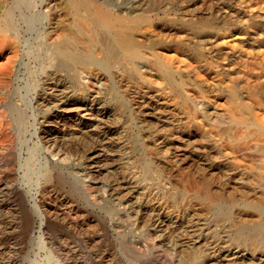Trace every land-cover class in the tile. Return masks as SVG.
I'll return each instance as SVG.
<instances>
[{
	"label": "rangeland",
	"instance_id": "1",
	"mask_svg": "<svg viewBox=\"0 0 264 264\" xmlns=\"http://www.w3.org/2000/svg\"><path fill=\"white\" fill-rule=\"evenodd\" d=\"M14 1L0 0V21L3 19L5 12L14 5ZM65 1L66 0H29L30 3L31 2L33 3V4L31 3L29 6L28 9L29 12L27 10L26 13H22L19 16L15 15L16 18L15 23L17 24L21 32L20 37L17 38L18 42L15 40L14 37L11 39L12 36L10 37L9 34H7L6 38L3 36L4 41L1 39L2 36L0 37L1 39L0 41H2L1 43L4 42L3 45H1L0 43L1 45L0 63H2L3 61L5 62L7 59L9 60L8 56L10 54L11 56H14V59L10 58L9 61L5 62L6 64L5 63L1 64V65L5 64L3 67H0L1 68L0 83H2L3 81V83L0 84L1 86L0 94L4 93L0 95V105L3 104L4 102L7 103L9 101H12L20 105L21 109L24 108L26 109L27 107V112H28L27 115L29 114V117H27V120L29 119L27 121V129L23 131V133L26 132L25 134L27 135L23 133L21 136L19 135L20 137L18 138L19 140H17L16 144L13 145L16 146L17 149L16 152L18 153L16 159V163L18 162V164L14 166L15 169L17 168L16 170L19 169L18 171H16L18 176L13 177L10 175L11 173L10 171H5L6 169L10 168L8 167V165H10L9 162H7L8 160L0 162V172L2 173V174L0 173V207H1L0 208V264H64L61 260H65V258L67 259L69 264H180V261L182 264V260H180L182 259L181 258L182 256L181 253H179L178 251L182 248V246L183 247L186 246V248H188V245L189 248H192L191 250L197 247V249L200 248L203 251H205L202 253V251L198 249L197 256L194 258L193 264H201V262L203 261L204 262L202 264H211V263L212 264H264V249H263L264 244L261 246L262 248L255 246L253 248H248V250L250 249L248 251L247 247L235 243L234 242L235 234L233 233L234 229L229 226L230 222L222 217H220L221 219L219 218L218 220V218H216L211 214L210 210H208L205 204L207 203V200L205 198L206 196L204 195V191H203L204 188L203 186H205L206 179L208 178H211L212 180L211 181L212 187H215L216 183L219 185H223L224 182L225 194L228 193L227 195H229V193H232L235 190V187L242 188L243 185L244 188H247L248 182L245 181V179L247 180L246 177L250 176L251 174L253 176H256L257 180L259 181L261 180V176H263V172H261V170L257 168L259 161L263 158L261 152H259L257 148L264 145V131H263L264 130V99H262L264 98V84H263L264 83V58H263L264 57L263 54L264 53V0H238V2L237 0L235 1L231 0L230 2L229 0H196L194 1V4L192 3L189 4L187 0H177L173 2V4L172 1L171 3L166 1L169 5L165 3L161 11L157 10L158 7L156 6L157 8L154 7L153 10L148 12L149 14H151V20H150L151 22H149L148 25L149 26L152 25V27L151 26L149 27L147 24H146L147 28L145 27V25H142L141 26L142 28L140 27L141 31L139 30V35H138L139 39H142L144 41L149 39L147 37L150 38L155 37L162 42V44L164 45L163 48L161 47L157 49L159 54L162 53L161 54L162 58L163 56L165 59H169L170 57L172 58V53L173 55L176 54L177 58L176 56H173L175 57V59L180 60L183 57L182 63L183 65H185V67L182 64L179 66L182 69L181 70L182 73L185 74L186 78L190 80V84L193 85L194 88H198V87L202 88V89H198L199 92H201L202 94L200 93L201 95H198L199 93L198 94L197 92L194 93V91L189 89V87L182 89L181 93L186 97L189 96V98H191L190 100H194L193 98H195L197 100L196 102H198L197 105L199 107L200 106L202 107V112H204L205 115L206 112L209 113L207 114L208 117L204 115L206 118H203V115L194 116V113H193V117L190 118L192 116L191 114L192 111L194 112L193 107L191 106L189 111L191 116L188 113L189 118L191 119L189 121L190 127L188 128L186 126H183L182 123H180L181 121H186L184 117L185 115L183 114L186 113V108L182 100L176 98L174 99L175 100L174 101L173 96L168 93L167 91L168 89L165 87L164 84H161L162 85L161 87L158 86L159 87L158 92L153 91L152 93L154 94L153 101L155 100L154 106L159 108L160 111H162V113H160L158 109V111H156L154 114H150L151 117L159 118L161 114H165L164 117H162V119L163 118L166 119L168 124H163L166 121L164 119L161 120L160 117L159 118L160 120L157 119L160 122L159 124L161 125L159 127V130L160 129L161 131L166 130L167 129L166 125H167L168 129L166 130V132L169 133L170 130L172 131L171 133L167 134L169 138L168 137L166 138L168 139H166L165 136H161L162 138L160 137L156 139L155 145L156 147L159 148V150L163 149L162 150L163 152H161V154L163 155L160 154V156H157L155 159L156 161L158 160L157 161L158 163L165 164L164 165L165 167L167 166L166 168L170 173L169 174L167 173L168 175L165 174L166 180L171 181L173 183L172 186H170L169 184L166 186L162 185L160 190L163 191L164 194L166 195L175 194V193H180L182 195L179 198V200L173 204L172 206L173 208L171 207L170 211L169 210L167 211L165 209V205H166L165 202H164L165 205L162 204L163 199L161 200V204L159 202L155 203L154 201L150 200L153 198L152 194H154L157 191L155 189L154 190L151 189L153 184L152 181H147L150 185H148L147 182H142L141 184H135V179L133 178V174L131 173L124 178H122L123 176H121L119 178L120 181L118 180V182H116L117 184L115 182H111L113 176L118 177L119 175H121V173L119 172L124 170L125 165L129 161L126 159L121 160L120 158L121 130L120 128L116 130L117 126H119V121H117V117L115 116L116 115L115 111L112 108V103H111L112 96L110 95L109 92L106 91L107 88L103 80L101 79L97 80V78H94L92 75L89 77L90 74L85 73L86 75H88L89 79L87 78L86 75L85 76L84 74H82L83 76L81 75L82 78H80L78 83L80 87H82L80 92H77V94L75 92L62 93L60 83L55 84L54 80L51 79L49 80V78L47 79V77H45L46 76L45 72H47L48 71L47 69H49V66H47L48 65L47 61L45 60V55L43 54V56H40L39 58L36 55H33L34 52H38L37 44H41V42L45 41L47 45L52 46L50 41H52L53 38L58 33L56 32L55 34V31L59 30L60 32V29H58V26L55 22L56 21L58 22L59 20H61L59 18L63 17L62 15L64 11V6L67 3V1L66 2ZM136 1L114 0V2L110 4L111 6L109 5V7L113 9L117 8L121 10L122 9L127 10L128 8L129 10L131 4ZM226 1L228 4L226 3ZM205 2L207 3V5H205L206 4ZM219 2L222 3L224 6L221 5ZM53 4L58 8L56 9V7ZM230 4L232 6H230ZM6 5L9 6L6 7ZM58 5H60V7ZM61 5L63 7H61ZM165 5H167L168 7ZM195 5L196 8L194 7ZM48 6L50 7L48 8ZM218 7L221 9V12L222 10H225V12L224 13L222 12L221 14L220 9ZM225 7H227V9ZM215 9H219V11L217 10L216 12ZM216 13H218L219 15L217 14V16H214L216 15ZM226 13L228 14L230 13V15ZM58 15L59 18H57ZM208 15L212 16V18L215 19L216 23L219 22V25H217L216 30H214V32L212 30H207L209 34L206 36L207 39L205 40L206 42L203 45L205 47L203 48L204 61L201 60L194 62L191 59L189 60V58L185 54H183L184 52L182 50L176 49L175 45L172 44V41L175 42L176 41L175 39L178 37V35L180 36L181 34H183L181 31L182 30L181 26L183 22L184 23H186L187 21L190 22L191 21L190 18L192 17H193L192 21L198 20L199 18L210 19L211 17L210 16L208 17ZM222 15L225 16L222 17ZM25 16L27 17V21H25L26 20ZM236 16L237 17L239 16V19H236L237 18ZM218 18H220V20ZM233 18L236 19L237 23L235 20H233ZM25 22H27L28 25ZM222 22H224L225 25ZM232 24L233 27L235 26L234 28L232 27ZM144 27L146 30L149 28L147 32L144 29ZM47 29L49 33L47 32ZM143 29L145 30V32L142 31ZM147 34L149 35L147 36ZM159 35L161 37H157ZM49 36L51 39L49 38ZM7 38L12 41L15 40L16 42L15 41L10 42L9 40L7 41L6 40ZM195 40L196 39H193V41ZM7 42L11 43V44L9 43V46H12V44L13 46L16 47L18 46L19 49V50L17 49L18 52L15 49L16 47L12 46L13 49H11L12 47H8ZM176 50L180 51L182 55H179L180 52ZM164 54L166 55V57ZM37 60L39 62H37ZM11 61L13 63H11ZM176 61L174 63L175 67L176 65L181 63V61L180 62L179 61L176 62ZM187 62H189L190 66L195 65L194 69L192 66V68L188 67L187 70L186 66L187 65L189 66ZM13 67L15 69H13ZM175 67L173 69H175ZM8 68L10 70V73L9 70H7ZM3 69L4 71L6 72L8 71V72L6 73L2 71ZM15 72L18 75H16ZM245 76L246 77L249 76V79L246 78ZM5 78H7V82ZM1 79L3 80L1 81ZM252 82L255 83L253 84L254 86L256 85L255 87L252 85ZM17 83H19V85ZM244 83L246 85L251 84L250 86H252V88L251 87L250 88L251 89L255 88L253 89L254 93L252 91L248 92L245 89L242 90L241 85L244 86L245 85ZM4 84H8V85H6L5 87ZM216 84L217 86L214 87V85ZM229 84H231V88L229 87L230 86ZM260 84H262L263 86ZM2 85L5 87V89L7 87L8 88L5 90ZM52 85H54L55 88L54 87H52L53 89L50 88V86ZM218 85L220 86V88ZM36 86L38 87L36 88ZM232 86L236 87L238 91V95H241L240 101L242 100L241 102L244 105L246 104L248 106V108L250 109V114H245V116L244 114L242 115V113L239 110H237V108L235 107V104H233V101H230L229 99H225L226 97L225 94L231 92V90L235 88V87L233 88ZM204 87L205 88L207 87L206 90H204L205 89ZM2 88L5 90V92L3 91ZM58 88L59 90H57ZM123 90H125L124 87L120 91L121 94L124 93ZM82 92H84L83 95ZM59 93L61 95L62 94L64 95H62L61 97ZM40 95L42 96L43 99L41 98ZM2 96H4V98L6 97V99H4ZM77 96H80L81 98ZM132 96L134 95L133 94H128L126 96L124 95L125 102L128 105V110L126 111L128 112L126 111L124 113L122 112L123 114L121 117L122 120H124L127 119L128 117L134 116L133 118L135 120V125L137 126L141 122L142 116L147 115L148 112L152 111V107L151 104L149 105L150 103L149 100L140 99L137 98L136 96H134L133 98ZM16 97L20 101L19 100L16 101L17 100ZM57 98L58 100H56ZM75 100L78 101V103ZM19 102L22 104H20ZM231 102L232 105L230 104ZM47 104H49V106H47ZM138 105H140V107L142 106V109ZM158 106H160L161 108ZM72 107L73 108L75 107L76 109L75 108L73 109ZM167 107L168 109L171 108L170 110L173 111L176 109L174 111V112L177 111L176 113L180 112V114L179 113L177 114L179 117H177L176 120L174 119L173 121V118H166L167 114L169 115L168 117H172L170 116L169 113H167L166 111ZM183 107H184V111L182 112ZM231 107L236 112L239 111L240 113L239 112L238 113L241 115L239 116V114H237V116L235 117L236 113L235 112L233 113L234 110ZM179 108L181 111L179 110ZM1 109L3 110L2 107H0V111ZM121 110L123 111L122 108ZM33 111L35 113H33ZM220 115L224 116L225 119L223 118V116L221 117L224 120V122L227 121L229 122L223 124H218V123H222L223 121L218 123L217 121L215 122L214 120L220 117ZM1 116L0 118L3 120ZM30 116L32 117L30 118ZM246 116L248 119L246 118ZM214 117L215 119H213ZM6 118L8 121L5 120ZM6 118H4V120L1 122L3 123L2 126L0 123V128L1 127L3 128V129L1 128L2 131L1 129L0 131L1 132L4 131L3 132L4 135L3 133L2 135L0 134V141L6 140V143L5 141H3L5 145L0 144L1 145L0 152H4V150L7 151L8 149L7 147L9 145L8 141L10 140L9 138H11L12 135L10 130H8V128L5 126L6 125L5 122H9L10 118L8 116ZM46 118L48 121L46 120ZM174 118H176V116ZM181 118H183V120ZM243 118L244 121L246 120L247 122L249 121L250 122L249 123H247L246 121L244 122ZM169 119L171 122L168 121ZM232 119L233 120L237 119V121L235 122ZM209 120L213 121L214 123ZM176 121H178L180 124ZM239 121H243L244 124L240 123ZM170 123L173 124V126ZM29 124L31 125L29 126ZM229 124L231 126L232 125L234 126L231 127ZM259 124H261L262 126L261 125L258 126ZM169 125L171 126V128H169ZM245 125H247L248 127ZM229 127H231L232 129ZM4 129H7V131ZM78 129L81 130L79 131ZM89 129L90 132L88 133ZM91 129H93L94 131L93 130L91 131ZM245 129L246 131H244ZM255 129L256 132L254 131ZM259 129H262V132ZM133 131L135 133L138 132L136 128H134ZM247 131L249 133H247ZM8 132H10L9 133L10 135L8 134ZM245 132L247 133V135L248 134L250 135L246 137H241V135L242 136L246 135ZM230 133H233L234 135H236L235 133H237L238 136H234L233 134H231L233 136L228 137L230 136ZM87 134L89 135V138ZM143 134H144V130L141 131V135ZM37 135L39 138L37 137ZM74 135H81L83 138H85L84 139V144L86 145L85 147L87 148L90 147V148L88 149L86 148L87 151H85L84 149L85 147H84L82 149L80 148L78 151H76V153L74 152L73 154H66V155L63 154L62 151H66V149H63V146L61 145H60L61 147L58 146L60 143L59 142L60 139L58 138H61V136H63V138L65 137L66 139V137L70 138L71 136ZM3 136L6 139L2 138L3 139L2 140L1 137ZM22 136H24L23 139ZM256 136L260 138V141ZM234 137L237 138L234 139ZM25 140L26 142H24ZM40 140L42 141V143ZM42 145H44L45 147ZM47 147L49 148L47 149ZM164 149L166 151H164ZM49 150H53V151H50L51 152L50 153ZM56 150H59L60 152H57ZM35 151H37V153ZM55 152L58 153L56 154V156L54 155ZM31 153L34 156L32 158V161H30L31 160L30 158L32 157ZM65 153H67V151ZM69 155L70 157L68 158ZM63 156L65 158L67 157L68 160L67 159L65 161L62 160L64 158ZM215 156L216 158L213 159L212 157ZM190 157L192 159H190ZM3 158H6V155H4ZM34 158H35V162L33 161ZM212 159L214 161V163L212 162L213 164H211L210 162ZM44 161H48V162H44ZM49 162L62 163V165L67 166V168L64 170L65 174L66 175L72 174V176L79 177L80 189H78L77 186H75V188L72 187L70 183L66 184V181H64L61 177L58 178L51 177L52 179H49V181L46 182L47 184L44 182L40 183L41 178H39V175L43 173V171H47L48 169L47 166ZM4 163H6V165ZM208 163L211 164V166ZM216 163H218L217 165L219 167L223 169L225 168V170L228 169V171L225 172V170L222 171L218 169L217 166L215 165ZM233 167L235 169H233ZM195 169L196 170L198 169L197 172H195L196 171ZM2 170L5 171V173H3ZM229 170L232 171L234 170V171L229 172ZM168 171L166 170V172ZM220 171L222 174L220 173ZM253 171L256 172L253 173ZM206 175H209V177ZM24 176H26V178ZM4 177H8V178L4 179ZM241 178H243L244 180L242 179L241 181ZM8 180L11 183L10 185L6 186V184L9 183ZM109 182L112 184H109ZM86 185L89 188H87ZM19 186L22 187L23 189L25 188L28 190L31 189L30 190L31 192L29 193L22 192ZM166 188H168L169 190H167ZM232 188L234 190H232ZM40 189L42 191H40ZM226 189L228 190V192ZM38 190L39 192H42L41 196L42 197L44 196L43 199L41 198L40 201L44 202V205H46L45 209L48 210L49 215L51 214L49 216L50 220H49V227L46 233L47 235L42 231L41 232L38 231L39 230L38 225L40 221L39 214L41 215L39 211L40 210L39 201L37 198L39 194ZM116 190L119 192H117ZM201 192L203 193L200 194ZM87 193H89L88 196ZM181 201L184 203H182ZM104 203L107 204L110 203L111 205H113V211L107 212L106 209H104L103 206ZM160 205L161 206L164 205L163 208H161ZM134 210H138L139 212L137 211L136 213V211ZM55 211L56 214H54ZM135 213L137 214V217ZM144 216L146 217V219H144L145 218ZM187 217L191 218L193 223L195 222L194 224H196L197 226L192 223L191 219H186ZM236 217L238 216L236 215ZM186 220L188 221L190 227L188 226ZM180 226L182 227V229ZM195 226L198 229L197 231ZM188 227H189V231H186ZM192 227L195 229L193 230ZM172 229L175 231L173 235L171 231ZM190 229L192 230V232ZM183 230H185V232L186 233L188 232L189 234L187 233L188 235L186 236L183 235V237L181 238L182 235H179L177 233H180ZM170 235L174 237L170 238ZM175 235L180 236L178 238L181 239L179 240L178 238H175L177 237ZM45 236L49 238V242H46ZM174 238L177 239V242L179 244L182 243L183 245L182 244L179 245L176 244L177 242L176 243L173 242ZM174 244L175 246L177 245L176 246L177 248L174 246ZM170 245L172 248L170 247ZM173 246L175 248H173ZM174 249H176L177 251L175 250L176 251L175 252ZM252 249L253 251H255V253L252 252ZM58 253H60L59 255H61L62 258L64 259L58 257L57 256Z\"/></svg>",
	"mask_w": 264,
	"mask_h": 264
},
{
	"label": "bare ground",
	"instance_id": "2",
	"mask_svg": "<svg viewBox=\"0 0 264 264\" xmlns=\"http://www.w3.org/2000/svg\"><path fill=\"white\" fill-rule=\"evenodd\" d=\"M14 1V0H13ZM67 3L65 4L64 6V11H63V17L59 18V15L57 18L61 19L59 20L58 22L56 21L55 23L57 24L58 26V29H60V32L59 30L55 31V34L56 32H58L56 34V36L53 38L51 42L52 46H49L44 42H41V44H37L38 45V48H37V51L38 52H34L33 55H36L38 58L40 56H43V54L45 55V60L47 61V66H49V69H47L48 71L45 72L47 79L49 78V80H54L55 81V84L56 83H60L61 85V91L62 93L63 92H75L77 94V92H80L81 88L80 85L78 84L79 83V80L80 78H82V74H84V76L88 73L90 74L89 77L92 75L94 78H97V80H103V82L105 83L106 85V91L110 93V95L112 96V108L113 110L115 111V116L117 117V121H119V126H117L116 130H118V128H120L121 130V145H120V149H121V153H120V158L121 160H128L129 162L125 165V168L123 171L119 172L121 173V175H117L118 177L116 176H113L112 177V181L111 182H118V180L120 181V177L123 176L122 178L126 177L128 174H133V178L135 179V184H141L142 182H147V181H152L153 184H152V188L151 186V189L152 190H157L154 194H152L153 198L150 199L151 201H154L155 203L159 202L161 204V200H162V204L165 205V209L168 211H170L171 207L173 206L174 203H176L179 198L182 196L180 193H175V194H164L163 191H161V186H166V185H170L172 186V182L171 181H167L166 180V175H168L170 172L168 171V169L164 166L165 164H161V163H158L156 161V157L157 156H160L161 152H163L162 150H159L158 147H156V139L160 138L161 136H167V134L171 133L172 131L170 130L169 133L166 132V130L168 129L167 125H166V130L164 131H161V129L159 130V127L161 126L159 123V121L157 119H159L161 117V120L162 117H164L165 114H158L160 115V117H151L150 114H154L156 111H158L159 108L155 107L154 106V103H155V100L153 101L154 99V94L153 91H157L159 90V87L158 86H162L161 84H164L165 87L168 89V93L171 94L173 96V100L174 99H179V100H182L183 103L185 104V108H186V113H183L185 116V119L186 121H181L180 123L183 124V126H186V127H190V118L193 117V113H194V116H198V115H203V118H206L205 116H207V113L206 112V115L204 112H202V107L198 106L196 102L197 100L195 98H193L194 100H190L191 98L186 97L185 95H183L181 93V90L186 88V87H189V89L193 90L194 93L197 92L198 95H201L202 93L199 92L198 89H202L201 87L199 88H194L193 85L190 84V80L188 78H186L185 74L182 73V69L181 67H179L181 64L183 65L182 63V59H175V57L173 56H176V54L173 55L172 53V59L171 57L169 59H165L164 56L163 58L161 57V54H159L158 50L159 48H163V44L161 41H159L158 38H155V37H147L149 39L147 40H142V39H139L138 38V35H139V30L141 31V26L142 25H145V27L148 25L149 22H151V14H149L148 12L153 10L154 7L157 8V10H162L163 7H164V4H168L166 1H168L169 3H171L172 1V4L173 2L177 1V0H135L136 2L132 3L131 4V7L127 8V10H121V9H113V8H110L109 5L111 3L114 2V0H66ZM65 1V2H66ZM119 1V0H118ZM194 1L196 0H187V2L192 3L194 4ZM231 0H229L230 2ZM235 1V0H234ZM60 2V1H59ZM224 2V1H223ZM238 2V0H237ZM236 2V3H237ZM32 3V2H31ZM29 2V0H15L14 1V5L9 8L5 14H4V17L3 19L0 21V37L1 39L4 41L3 39V36L6 38L7 37V34H9V36L11 37V39L14 37L15 40L17 41V38L20 37V29L19 27L17 26V24L15 23V15L16 16H19L20 14L22 13H26L27 10L29 9V6L31 4ZM64 3V2H62ZM199 3V2H198ZM206 3V2H205ZM220 3V2H219ZM218 3V4H219ZM225 3V2H224ZM227 3V1H226ZM12 4V3H11ZM33 4V3H32ZM59 4V3H58ZM163 4V5H162ZM180 4V3H179ZM213 4V3H212ZM221 5H223L222 3H220ZM228 4V3H227ZM234 4V3H233ZM36 5V4H35ZM34 5V6H35ZM54 5V4H53ZM61 5V7H63ZM115 5V4H114ZM169 5V4H168ZM197 5V4H196ZM196 5L194 6L196 8ZM199 5V4H198ZM204 5V4H203ZM207 5V3L205 4ZM204 5V6H205ZM209 5V4H208ZM226 5V4H225ZM9 6V5H6V7ZM46 6V5H45ZM55 6V5H54ZM60 7V5H58ZM111 6V5H110ZM167 6V5H165ZM200 6V5H199ZM203 6V7H204ZM211 6V5H210ZM218 6V5H216ZM224 6V5H223ZM229 6V5H228ZM230 6H232L230 4ZM36 7V6H35ZM43 7V6H42ZM41 7V8H42ZM50 6H48L49 8ZM56 7V6H55ZM54 7V9H55ZM113 7V6H112ZM168 7V6H167ZM170 7V6H169ZM214 7V5H213ZM220 7V5H219ZM218 7V8H219ZM37 8V7H36ZM46 8V7H45ZM58 7H56L57 9ZM125 8V7H124ZM193 8V7H191ZM207 8V7H206ZM204 8V9H206ZM227 9V7H225ZM232 8V7H231ZM6 9V8H5ZM60 9V8H59ZM189 9V8H188ZM209 9V8H208ZM220 9V8H219ZM219 9H215L216 12L217 10L219 11ZM223 9V8H222ZM31 10V9H30ZM44 10V8H43ZM46 10V9H45ZM156 10V9H155ZM166 10V9H165ZM164 10V12H165ZM186 10V9H185ZM214 10V12H215ZM233 10V9H231ZM231 10H230V13H231ZM29 12V10H28ZM51 12V10H50ZM49 12V13H50ZM193 12V11H192ZM220 12H221V9H220ZM222 12L224 13L225 10H222ZM221 12V14H222ZM237 12V10H236ZM58 13V12H57ZM212 13V12H210ZM219 13V12H218ZM214 15V16H217V14ZM230 13H226L228 15H230ZM233 13V12H232ZM2 14V13H1ZM161 14V13H160ZM166 14V12H165ZM176 14V13H175ZM192 14V13H191ZM215 14V13H214ZM240 14V13H239ZM56 15V14H55ZM195 15V13H194ZM205 15V14H204ZM219 15V14H218ZM232 15V14H231ZM155 16V14H154ZM206 16V15H205ZM203 16V17H205ZM210 15H208L209 17ZM213 16V17H214ZM225 16V15H224ZM222 15V17H224ZM26 17V16H25ZM52 17V15H51ZM55 17V16H54ZM185 17V16H184ZM197 17V16H196ZM207 17V16H206ZM211 18L208 19V18H199L198 20H195V21H192V18L191 21H187L186 23L183 22L182 26H181V31L183 34H181L180 36L178 35V37L176 38H173L175 39L176 41H172V44L175 45V48L178 49V50H182L188 58L189 60L191 59L192 61H201L203 60V57H204V54H203V48H205L203 45L204 43L206 42L205 40L207 39L206 36L209 34V32H207V30H212L214 32V30H216V27L217 25H219V22L216 23L215 19L212 18V16H210ZM221 17V18H222ZM234 17V16H232ZM237 17V16H236ZM235 17V18H236ZM2 18V17H1ZM20 18V17H19ZM23 18V17H22ZM29 18V16H28ZM226 18V17H225ZM229 18V16H228ZM231 18V17H230ZM33 19V18H32ZM220 20V18H218ZM236 19H239V16L236 18ZM236 19L233 18V20L236 21ZM241 19V18H240ZM22 20V19H21ZM51 20V19H50ZM57 20V19H56ZM189 20V19H188ZM223 20V19H221ZM231 20V19H230ZM27 21V17H26V20ZM54 21V20H53ZM175 21V20H174ZM180 21V20H179ZM186 21V20H184ZM20 22V21H19ZM49 22V21H48ZM51 22V21H50ZM172 22V21H170ZM181 22V21H180ZM230 22V21H229ZM239 22V21H238ZM27 24V22H25ZM169 23V22H168ZM221 23V22H220ZM224 23V22H222ZM228 23V22H227ZM237 23V21H236ZM235 23V24H236ZM252 23V22H251ZM21 24V23H20ZM25 24V25H26ZM46 24V23H45ZM147 24V25H146ZM151 24V23H150ZM175 24V23H174ZM234 24V23H233ZM233 24H232V27H233ZM28 25V24H27ZM37 25V24H36ZM155 25V23H154ZM223 25V24H221ZM225 25V23H224ZM149 26V25H148ZM152 27V25H150ZM149 26V27H150ZM165 26V25H164ZM228 26V25H227ZM36 27V26H35ZM53 27V26H52ZM51 27V28H52ZM141 27V28H140ZM144 27V29H145ZM171 27V26H170ZM180 27V25H179ZM225 27V26H224ZM229 27V26H228ZM230 27V28H232ZM235 27V26H234ZM233 27V28H234ZM247 27V26H246ZM25 28V27H24ZM147 28V27H146ZM238 28V27H237ZM236 28V29H237ZM142 30L145 32V30ZM149 29V28H148ZM147 29V30H148ZM218 29V28H217ZM23 30V29H22ZM50 30V29H49ZM53 30V29H51ZM146 30V32H147ZM166 30V29H165ZM230 30V29H229ZM255 30V29H254ZM159 31V30H158ZM180 31V30H179ZM239 31V30H238ZM46 32V30H45ZM44 32V33H45ZM47 32H48V29H47ZM151 32V31H150ZM49 33V32H48ZM47 33V34H48ZM163 33V32H162ZM175 33V32H173ZM177 33V32H176ZM41 34V33H40ZM158 34V33H157ZM156 34V35H157ZM211 34V33H210ZM213 34V33H212ZM6 35V36H5ZM26 35V34H25ZM50 35V34H49ZM149 34H147L148 36ZM153 35V34H152ZM176 35V34H175ZM47 36V35H46ZM170 36V35H169ZM41 37V36H40ZM53 37V36H52ZM157 37H161L160 35L157 36ZM168 37V36H167ZM172 37V36H171ZM50 38V36H49ZM263 38V37H262ZM0 39V40H1ZM26 39V38H25ZM39 39V38H38ZM45 39V38H44ZM51 39V38H50ZM164 39V38H162ZM171 39V38H170ZM193 39H196L195 41H193ZM7 41L9 40L10 42L12 40L10 39H6ZM14 40V39H13ZM14 40V41H15ZM21 40V39H20ZM19 40V41H20ZM30 40V39H29ZM49 40V39H48ZM209 40V39H208ZM207 40V41H208ZM12 41V42H14ZM15 41V42H16ZM24 41V40H23ZM166 41V40H164ZM2 41H0L1 43ZM10 42H7L8 44V47H12V46H9V43ZM18 42V41H17ZM22 42V41H21ZM31 42V41H29ZM4 43V42H3ZM3 43H1V45H3ZM11 44V43H10ZM23 44V43H22ZM0 45V47H1ZM166 46V45H165ZM205 46H208V45H205ZM13 47H16V46H13ZM13 47L11 49H13ZM32 47V46H31ZM168 47V46H167ZM29 48V47H28ZM27 48V49H28ZM10 49V50H11ZM16 51L18 49V46L15 48ZM26 49V48H25ZM165 49V48H164ZM6 50V49H5ZM19 50V49H18ZM176 50V51H178ZM15 51V52H16ZM207 51V49H206ZM10 52V51H9ZM18 52V51H17ZM180 52V51H178ZM12 53V52H11ZM177 53V52H175ZM205 53V52H204ZM263 53V52H262ZM30 54V53H29ZM149 56H148V55ZM179 54V53H178ZM264 54V53H263ZM6 55V54H5ZM13 55V54H12ZM16 55V54H15ZM23 55V54H22ZM147 55V56H146ZM165 55V54H164ZM179 55H182L181 52ZM206 55V54H205ZM10 56V57H9ZM8 56L9 60L10 58H13L14 59V56H11V54ZM29 56V55H28ZM170 56V55H169ZM19 57V55H18ZM35 57V56H34ZM36 57V58H37ZM166 57V55H165ZM29 58V57H28ZM31 58V57H30ZM177 58V56H176ZM264 58V57H263ZM165 59V60H164ZM185 59V58H184ZM8 59L6 61H9ZM12 60V59H11ZM181 61L180 64L176 65V67L174 66L175 64V61ZM5 61V62H6ZM172 61V62H171ZM176 61V62H177ZM188 61V60H187ZM204 61V60H203ZM219 61V60H218ZM4 61L2 63H5ZM14 62V60H13ZM11 61V63H13ZM37 62H39L37 60ZM178 62V63H179ZM191 62V61H190ZM2 63H0V67H3L4 65H1ZM10 63V62H8ZM44 63V62H43ZM186 63V62H185ZM189 64V62H187ZM201 63V62H200ZM199 64V63H198ZM197 64V65H198ZM213 64V63H212ZM9 65V64H8ZM12 65V64H11ZM31 65V64H30ZM45 65V64H44ZM16 66V65H15ZM23 66V65H22ZM21 66V67H22ZM42 66V65H41ZM175 69H173L174 67ZM185 67V65H183ZM193 66V65H192ZM192 66H189L187 65L186 66V69L188 70V67L192 68ZM195 66V65H194ZM194 66H193V69H194ZM7 67V66H6ZM11 67V66H10ZM17 67V66H16ZM20 67V68H21ZM31 67V66H30ZM46 67V66H45ZM44 67V68H45ZM210 67V66H209ZM41 68V67H40ZM48 68V67H47ZM200 68V67H199ZM216 68V67H215ZM1 69V68H0ZM13 69H15L13 67ZM39 69V68H37ZM184 69V70H186ZM219 69V68H218ZM9 70V68L7 69ZM204 70V69H203ZM4 71V69L2 70ZM44 71V69H43ZM6 72V71H4ZM8 72V71H7ZM6 72V73H7ZM12 72V71H11ZM220 72V71H219ZM9 73H10V70H9ZM22 73V71H21ZM39 73V72H38ZM37 73V74H38ZM41 73V72H40ZM86 73V74H85ZM16 74V72H15ZM222 74V73H221ZM11 75V74H10ZM9 75V76H10ZM18 75V74H16ZM15 75V76H16ZM82 75V76H81ZM215 75V74H214ZM6 76V75H5ZM38 76V75H37ZM87 78H88V75H86ZM3 77V76H2ZM14 77V76H13ZM234 77V76H233ZM246 77V76H245ZM4 78V77H3ZM9 78V77H8ZM15 78V77H14ZM13 78V79H14ZM29 78V77H28ZM218 78V77H217ZM249 79V76L246 77ZM259 78V77H258ZM6 79V82H7V78ZM36 79V78H34ZM39 79V77H38ZM89 79V78H88ZM191 79V78H190ZM196 79V78H195ZM222 79V78H220ZM251 79V78H250ZM257 79V78H256ZM3 79H1L2 81ZM10 80V79H9ZM15 80V79H14ZM23 80V79H22ZM42 80V79H41ZM95 80V79H94ZM231 80V79H230ZM19 81V80H18ZM29 81V80H28ZM33 81V80H32ZM38 81V80H36ZM233 81V80H232ZM245 81V80H244ZM255 81V80H254ZM257 81V80H256ZM49 82V81H48ZM89 82V81H88ZM201 82V81H200ZM234 82V81H233ZM249 82V81H248ZM260 82V81H259ZM3 83V81H2ZM0 83V84H2ZM13 83V82H12ZM11 83V84H12ZM160 83V84H159ZM261 83V82H260ZM19 85V83H17ZM159 84V85H158ZM245 84V83H244ZM255 84L252 82V85ZM258 84V83H257ZM264 84V83H263ZM5 87L6 85L8 84H4ZM9 85H10V82H9ZM36 85V84H35ZM34 85V86H35ZM45 85V84H44ZM43 85V86H44ZM198 85V84H197ZM230 88H231V84H229ZM233 85V84H232ZM251 85V84H250ZM250 85H244L242 86L241 85V89H245L246 91H252L253 92V89L252 86ZM262 85V84H260ZM3 86V85H2ZM21 86V85H20ZM41 86V85H40ZM46 86V85H45ZM44 86V87H45ZM216 85H214V87H216ZM219 86V85H218ZM254 86V85H253ZM256 86V85H255ZM254 86V87H255ZM263 86V85H262ZM1 87V86H0ZM5 87L3 86V88L5 89ZM11 87V86H10ZM19 87V86H18ZM38 86H36L37 88ZM48 87V86H47ZM46 87V88H47ZM54 87V85L50 86V88ZM85 87V86H84ZM83 87V88H84ZM125 88V90H123V94H121V90L122 88ZM213 87V88H214ZM233 88L235 86H232ZM251 87V88H250ZM2 88V89H3ZM8 88V87H7ZM6 88V89H7ZM35 88V89H36ZM45 88V90H46ZM55 88V87H54ZM164 88V87H163ZM205 88V87H204ZM207 88V87H206ZM206 88L204 90H206ZM220 88V86H219ZM229 88V90H230ZM260 88V87H259ZM258 88V90H259ZM1 89V88H0ZM3 89V91L5 92V90ZM34 89V90H35ZM42 89V88H41ZM53 89V88H52ZM236 87L231 90V92L225 94L226 97L225 99H229L230 101H233V104H235V107L237 108V110H239L242 115L244 114H250V109L248 108V106L244 105L241 101H240V96L241 95H238V91L236 89ZM59 90V88L57 89ZM166 90V89H165ZM215 90V89H214ZM225 90V89H224ZM263 90V89H262ZM9 91V90H8ZM40 91V90H39ZM84 91V90H82ZM219 91V90H218ZM241 91V90H240ZM2 92V91H1ZM14 92V91H13ZM19 92V91H18ZM38 92V90H37ZM41 92V91H40ZM163 92V91H162ZM161 92V93H162ZM189 92V91H188ZM220 92V91H219ZM257 92V91H256ZM255 92V93H256ZM10 93V92H9ZM16 93V92H15ZM68 93V94H69ZM84 92H82V95H83ZM126 93V94H125ZM133 94L134 96H136L137 98H140V99H144V100H149V105L151 104V107H152V111L146 112L147 115H141L142 118H141V122L136 126L135 125V120H134V116L133 117H126L127 119H124L122 120V114L128 110V105L127 103L125 102V98H124V95H128V94ZM155 93V92H154ZM201 93V94H200ZM222 93V92H221ZM220 93V94H221ZM254 93V92H253ZM1 94H4V93H1ZM0 94V95H1ZM19 94V93H17ZM21 94V93H20ZM54 94V93H53ZM57 94V93H56ZM60 94V93H59ZM105 94V93H104ZM166 94V93H165ZM196 94V95H197ZM219 94V95H220ZM258 94V93H257ZM10 95V94H9ZM14 95V94H13ZM58 95V94H57ZM64 95V94H62ZM62 95L60 94V96L62 97ZM75 95V94H74ZM81 95V97H82ZM86 95H87V92H86ZM164 95V94H163ZM224 95V94H223ZM224 95V96H225ZM263 95V94H261ZM41 96V95H40ZM44 96V95H43ZM48 96V95H47ZM55 96V95H54ZM134 96H132L134 98ZM253 96V95H251ZM260 96V95H259ZM4 98V96H2ZM53 97V96H52ZM77 97H80V96H77ZM80 97V98H81ZM88 97V96H86ZM131 97V95H130ZM159 97V96H158ZM169 97V96H168ZM167 97V98H168ZM175 97V98H174ZM249 97V96H248ZM2 98V99H3ZM10 98V97H9ZM14 98V97H13ZM19 98V97H18ZM31 98V97H30ZM42 98V96H41ZM59 98V97H58ZM58 98L56 100H58ZM166 98V99H167ZM261 98V97H260ZM6 99V97L4 98ZM17 99V97H16ZM40 99V98H39ZM43 99V98H42ZM45 99V98H44ZM47 99V98H46ZM52 99V98H51ZM50 99V100H51ZM55 99V98H54ZM86 99V98H85ZM132 99V98H131ZM139 99V100H140ZM172 99V97H171ZM198 99V98H197ZM264 99V98H262ZM19 99H17L16 101H18ZM61 100V99H60ZM64 100V99H63ZM62 100V101H63ZM74 100V99H73ZM79 100V99H78ZM81 100V99H80ZM199 100V99H198ZM9 101V100H8ZM20 101V100H19ZM26 101V100H25ZM69 101V100H68ZM76 101V100H75ZM143 101V100H142ZM175 101V100H174ZM49 102V101H48ZM51 102V101H50ZM61 102V101H60ZM59 102V103H60ZM78 103V101H76ZM128 102V101H127ZM138 102V101H136ZM157 102V100H156ZM162 102V101H160ZM173 102V101H171ZM177 102V101H176ZM180 102V101H179ZM235 102V103H234ZM244 102V101H243ZM20 103V102H19ZM29 103V101H28ZM75 103V102H74ZM168 103V102H167ZM193 103V104H191ZM22 104V103H20ZM27 104V103H26ZM37 104V103H35ZM39 104V103H38ZM54 104V103H53ZM52 104V105H53ZM129 104V103H128ZM148 104V103H147ZM146 104V105H147ZM162 104V103H161ZM174 104V103H173ZM232 105V102L230 103ZM45 105V104H44ZM51 105V106H52ZM55 105H56V102H55ZM59 105V104H57ZM61 105V104H60ZM75 105V104H74ZM73 105V106H74ZM109 105V104H108ZM145 105V104H144ZM201 105V104H199ZM34 106V105H33ZM32 106V107H33ZM47 106H49V104H47ZM45 106V107H47ZM54 106V105H53ZM68 106V105H67ZM76 106V105H75ZM140 107V105H138ZM157 106V105H156ZM191 106L193 107V110L194 112L192 111V116L191 114L189 113L190 111V108ZM0 107L3 108V110L1 109V113H2V116H1V113H0V116L3 118H6L7 116L10 118L9 122H5L4 125L8 128V130H10L11 132V138H9L10 140L8 141L9 142V145H8V149L7 151L4 150V152H0V162H3L5 160H8L7 162H9L10 165H8V167H10L9 169H6L5 171H10V175L13 176V177H17V173L15 169V165L18 164V162L16 163V159H17V152H16V146H13L14 144H16V141L19 140L18 138L19 135L21 136L23 131H25L27 129V117H29V114L27 115V107L26 109H21L20 108V105H18L17 103L15 102H12V101H9L7 103H3L0 105ZM25 107V106H24ZM40 107V106H39ZM131 107V106H130ZM134 107V106H133ZM148 107V106H147ZM150 107V108H151ZM160 107V106H158ZM230 107V106H229ZM42 108V106H41ZM67 108V107H66ZM70 108V107H69ZM73 108V107H72ZM75 108V107H74ZM73 108V109H74ZM80 108V106H79ZM121 108L123 109V111L121 110ZM142 109V106L140 107ZM161 108V107H160ZM232 108V107H231ZM229 108V109H231ZM251 108V107H250ZM44 109V108H43ZM76 109V108H75ZM171 109V108H170ZM168 109L167 107V113L170 114V116L172 117H168L169 115L167 114V117L166 118H173V121L174 119L176 120L177 117H179L176 113L174 112L173 110H170ZM233 109V108H232ZM47 110V109H46ZM60 110V109H59ZM180 110V108H179ZM234 110V109H233ZM232 110V111H233ZM90 111V110H89ZM143 111V110H142ZM160 111V109H159ZM181 111V110H180ZM184 111V107L182 108V112ZM238 111V112H239ZM32 112V111H31ZM123 112V113H122ZM128 112V111H126ZM136 112V110H135ZM134 112V113H135ZM181 112V113H182ZM236 113L235 117L237 116V114H239L238 112H236L235 110L233 111V113ZM33 113H35L33 111ZM139 113V112H138ZM160 113H162V111H160ZM165 113V112H163ZM188 113L190 114V118H189V115ZM232 113V112H231ZM137 114V113H136ZM142 114V113H141ZM145 114V113H144ZM35 115V114H34ZM157 115V114H156ZM205 115V116H204ZM218 115V114H216ZM233 115V114H232ZM241 114H239L240 116ZM153 116V115H152ZM176 116V118L174 117ZM223 116V115H222ZM220 115V117H218L217 119H215V117L213 119H215L214 121L217 123L218 122H222V123H218V124H223V123H228L229 121L227 122H224V120L221 118L222 117ZM32 116H30L31 118ZM208 117V116H207ZM250 117V116H249ZM198 118V117H197ZM224 118V116H223ZM247 118V116H246ZM183 120V118H181ZM212 119V120H213ZM225 119V118H224ZM231 119V118H230ZM248 119V118H247ZM0 123L3 121L1 118H0ZM6 121L7 118L5 119ZM47 120V118H46ZM138 120V119H137ZM160 120V119H159ZM166 121V119H164ZM172 120V119H171ZM195 120V119H194ZM233 120V119H232ZM253 120V119H251ZM31 121V120H30ZM48 121V120H47ZM46 121V122H47ZM140 121V120H139ZM163 121V122H165ZM170 121V119L168 120ZM202 121V120H201ZM211 121V120H209ZM233 121H237V119L233 120ZM232 121V122H233ZM243 121H244V118H243ZM239 121L240 123L244 124V122L246 121ZM171 122V121H170ZM178 122V121H176ZM175 122V123H176ZM193 122V121H192ZM213 122V121H211ZM247 122V121H246ZM250 122V121H249ZM247 122V123H249ZM256 122V121H255ZM49 123V122H48ZM52 123V122H51ZM162 123V122H161ZM179 123V122H178ZM179 123V124H180ZM214 123V122H213ZM259 123V122H258ZM3 123H1V126H2ZM163 124H168L167 121ZM171 124V123H170ZM177 124V123H176ZM232 124V123H231ZM246 124V123H245ZM31 124H29L30 126ZM173 126V124H171ZM196 125V124H195ZM209 125V124H208ZM213 125V124H212ZM227 125V124H226ZM230 125V124H229ZM261 124H259L258 126H260ZM4 126V127H5ZM91 126V125H90ZM217 126V125H215ZM231 126V125H230ZM234 126V125H232ZM231 126V127H232ZM247 126V125H245ZM262 126V125H261ZM36 127V126H35ZM38 127V126H37ZM88 127V126H87ZM182 127V126H181ZM185 127V128H186ZM199 127V126H198ZM229 127V128H231ZM248 127V126H247ZM2 128V127H1ZM0 128V129H1ZM134 128L137 129V133H135L133 130ZM169 128H171V126L169 125ZM213 128V127H212ZM218 128V127H217ZM243 128V127H241ZM256 128V127H255ZM258 128V127H257ZM261 128V127H260ZM3 129V128H2ZM1 129V131H2ZM73 129V128H72ZM77 129V128H76ZM75 129V130H76ZM106 129V128H105ZM164 129V128H162ZM222 129V128H221ZM232 129V128H231ZM230 129V130H231ZM236 129V128H235ZM247 129V128H246ZM246 129L244 131H246ZM7 131V129H4ZM33 130V129H32ZM79 131L81 129H78ZM86 130V129H85ZM93 129H91L92 131ZM144 130V134L141 135V131ZM189 130V129H188ZM226 130V129H224ZM242 130V129H241ZM261 132H262V129H259ZM0 131V134L2 135V133L4 132H1ZM50 131V130H48ZM47 131V133H48ZM87 131V130H86ZM94 131V130H93ZM169 131V130H168ZM243 131V130H242ZM250 131V130H249ZM256 132V129L254 130ZM264 131V130H263ZM8 132V134L10 133ZM28 132V130H27ZM32 132V131H31ZM75 132V131H74ZM73 132V133H74ZM77 132V131H76ZM90 132V129L88 131V133ZM140 132V134H139ZM223 132V130H222ZM225 132V131H224ZM229 132V130H228ZM235 132V131H234ZM241 132V131H240ZM254 132V134H255ZM260 132V133H261ZM26 132H24L23 134H25ZM92 133V132H91ZM247 133H249L247 131ZM247 133L245 132V136H242L241 137H246L250 134L247 135ZM7 134V135H8ZM72 134V133H71ZM105 134V133H104ZM233 133H230V136L228 137H232L233 135H231ZM236 135L234 136H238L237 133H235ZM4 135V133H3ZM10 135V134H9ZM27 135V134H25ZM68 135V134H67ZM88 135V134H87ZM94 135V134H93ZM92 135V136H93ZM229 135V134H228ZM240 135V133H239ZM82 136H83V133H82ZM81 135H74V136H71L70 138L65 137L63 138V136H61V138H58L60 139L59 142V145L58 146H63V149H66L67 153H65L66 151H62L63 154H73L74 152L76 153V151H78L80 148H84L86 145L84 144V139ZM91 136V135H90ZM226 136H227V133H226ZM8 137V136H7ZM10 137V136H9ZM24 136H22V139H23ZM38 137V135H37ZM257 137V136H256ZM4 138L6 139L4 136L1 137V139ZM35 138V137H34ZM39 138V137H38ZM37 138V140H38ZM54 138V137H53ZM88 138H89V135H88ZM162 138V137H161ZM169 138V137H168ZM166 138V139H168ZM237 138V137H234V139ZM240 138V137H239ZM258 138V137H257ZM256 138V140H257ZM45 139V138H44ZM68 139V140H67ZM91 139V138H90ZM259 141H260V138H258ZM3 140V139H2ZM5 141L6 143V140H3ZM3 141H0L1 143L0 144H4ZM41 141V140H40ZM188 141V140H187ZM20 142V141H19ZM26 142V140L24 141ZM23 142V143H24ZM58 142V141H57ZM88 142V141H87ZM93 142V141H92ZM158 142V141H157ZM160 142V141H159ZM235 142V141H234ZM21 143V142H20ZM42 143V141H41ZM164 143V142H163ZM166 143V142H165ZM187 143V142H185ZM190 143V141H189ZM233 143V142H232ZM25 144V143H24ZM31 144V143H30ZM37 144V143H35ZM48 144V143H47ZM54 144V143H53ZM52 144V145H53ZM56 144V143H55ZM88 144V143H87ZM246 144V143H245ZM248 144V143H247ZM5 145V144H4ZM19 145V144H18ZM22 145V144H21ZM161 145V144H160ZM163 145V144H162ZM186 145V144H185ZM1 146V145H0ZM24 146V145H23ZM44 146V145H42ZM50 146V145H49ZM57 146V145H56ZM60 146V147H61ZM232 146V145H231ZM230 146V147H231ZM247 146V145H246ZM4 147V146H3ZM45 147V146H44ZM164 147V146H163ZM170 147V146H169ZM168 147V148H169ZM21 148V147H20ZM49 147H47L48 149ZM53 148V147H52ZM58 148V147H57ZM87 147H85V151ZM90 148V147H88ZM87 148V149H88ZM187 148V147H186ZM237 148V147H236ZM5 149V148H3ZM23 149V148H22ZM37 149V148H36ZM51 149V147H50ZM59 149V148H58ZM61 149V148H60ZM233 149V148H232ZM21 150V149H20ZM198 150V149H197ZM257 150L259 152H261V155L263 156V158L259 161L258 163V167L261 172H263V176H261V180H257L256 176H253L252 174L247 178V180L245 179V181L248 182V187L247 188H244V186L242 185V188H236L235 187V190L232 188V190H234L232 193H229V195L225 194V185H224V182H223V185H219L217 184L216 182V186L215 187H212L211 186V178H208L206 179V182H205V186H203V191H204V195L206 196V200H207V203L206 206L208 208V210H210L211 214L213 216H215L216 218H219L222 217V218H225L226 220H228L230 223V227H232L234 229L233 233L235 234V238H234V242L239 244V245H242V246H245L247 247V250L248 248H253V247H261L263 244H264V145L257 148ZM3 151V150H2ZM50 151H53V150H49ZM57 152H60L59 150H56ZM164 151H166L164 149ZM24 152V151H23ZM37 153V151H35ZM45 152V151H44ZM57 152L54 153V155L56 156V154H58ZM61 152V153H62ZM6 153V154H4ZM34 153V152H33ZM51 153V152H50ZM165 153V152H164ZM201 153V152H200ZM26 154V153H25ZM32 154V153H31ZM53 154V153H52ZM167 154V153H166ZM164 154V155H166ZM203 154V153H202ZM208 154V153H206ZM205 154V155H206ZM219 154V153H218ZM4 155H6V158H3ZM22 155V154H21ZM51 155V154H50ZM80 155V153H79ZM163 155V154H161ZM37 156V155H36ZM191 156V155H190ZM211 156V155H210ZM258 156V155H257ZM30 157V156H29ZM33 154H32V157L30 158L32 161V158H33ZM64 157V156H63ZM70 157V155L68 156V158ZM72 157V156H71ZM80 157V156H79ZM83 157V156H82ZM189 157V156H188ZM207 157V156H206ZM209 157V156H208ZM22 158V157H21ZM68 158L64 157L62 160H68ZM213 159L216 158L215 157H212ZM258 158V157H257ZM81 159V158H79ZM159 159V158H158ZM168 159V158H167ZM190 159H192L190 157ZM189 159V160H190ZM196 159V158H195ZM213 159L210 161L211 164L214 163ZM29 160V159H28ZM41 160V159H40ZM165 160V159H164ZM169 160V159H168ZM216 160H219V159H216ZM35 162V158L33 160ZM166 161V160H165ZM171 161V160H170ZM195 161V160H194ZM207 161V160H206ZM28 162V161H27ZM44 162H48V161H44ZM160 162V161H159ZM197 162V161H196ZM213 162V163H212ZM25 163V161H24ZM23 163V164H24ZM40 163V162H39ZM190 163V162H189ZM257 163V162H255ZM6 165V163H4ZM209 164V163H208ZM211 164H209L211 166ZM218 163H216L215 165L217 166L218 169L220 170H225V168H221L217 165ZM41 165V164H40ZM189 165V164H188ZM22 166V165H21ZM32 166V165H31ZM46 166V165H45ZM203 166V165H202ZM5 167V166H4ZM226 167V165H225ZM232 167V166H231ZM254 167V166H253ZM25 168V167H24ZM29 168V167H28ZM32 168V167H30ZM47 171H43V173H41L39 175V178H41V182H44L46 183L47 181H49V179H52L51 177H61L64 181H66V184L70 183L72 187L75 188V186L78 187V189H80L79 185H80V178L79 177H76V176H72L71 175H66L64 170L67 168V166H64L62 165V163H52V162H49L48 163V166H47ZM169 168V167H168ZM196 168V167H195ZM203 168V167H202ZM207 168V167H205ZM2 169V168H1ZM36 169V168H35ZM43 169V168H42ZM193 169V167H192ZM227 169V168H226ZM231 169V168H230ZM233 169H235L233 167ZM166 170L168 172H166ZM196 170V169H195ZM198 170V169H197ZM197 170L195 172H197ZM201 170V169H200ZM204 170V169H203ZM3 171V170H2ZM5 171H3V173H5ZM23 171V170H22ZM28 171V170H27ZM26 171V172H27ZM227 170H225V172H227ZM232 171V170H229V172ZM234 171V170H233ZM232 171V172H233ZM70 172V171H69ZM212 172V171H210ZM209 172V174H210ZM256 172V171H255ZM253 171V173H255ZM1 173V172H0ZM25 173V172H24ZM168 173V174H167ZM187 173V172H186ZM221 173V171H220ZM219 173V174H220ZM224 173V172H223ZM252 173V172H251ZM2 174V173H1ZM166 174V175H165ZM206 174V173H205ZM211 174H214V173H211ZM222 174V173H221ZM227 174V173H226ZM245 174V173H244ZM261 174V173H260ZM30 175V174H29ZM36 175V174H35ZM115 175V174H114ZM190 175V174H189ZM216 175V174H215ZM213 175V176H215ZM218 175V174H217ZM225 175V174H224ZM235 175V174H234ZM257 175V174H255ZM34 176V175H33ZM130 176V175H129ZM132 176V175H131ZM198 176V175H197ZM209 177V175H206ZM3 177V176H2ZM26 178V176H24ZM220 177V176H219ZM233 177V176H232ZM258 177V176H257ZM5 178H8V177H4ZM38 178V179H39ZM199 178V177H198ZM3 179V180H4ZM20 179V178H19ZM216 179V178H215ZM243 178H241V181H242ZM10 180V179H9ZM8 180V182H9ZM18 180V179H17ZM60 180V178H59ZM62 180V181H63ZM122 180V179H121ZM244 180V179H243ZM51 181V180H50ZM63 181V182H64ZM203 181V180H202ZM213 181H214V178H213ZM221 181V180H220ZM20 182V181H19ZM18 182V183H19ZM25 182V181H24ZM29 182V181H27ZM36 182V181H35ZM189 182V181H188ZM228 182V181H227ZM6 183V181H5ZM11 182H9L7 185H10ZM38 183H39V180H38ZM114 183V184H115ZM123 183V182H122ZM148 183V182H147ZM179 183V182H178ZM195 183V182H194ZM201 183V182H200ZM21 184V183H20ZM29 184V183H28ZM47 184V183H46ZM84 184V183H83ZM109 184H112L109 182ZM117 184V183H116ZM177 184V183H176ZM188 184V183H187ZM199 184V183H198ZM33 185V184H32ZM123 185V184H122ZM147 185V184H146ZM145 185V187H146ZM148 185H150L148 183ZM215 185V184H214ZM245 185V184H244ZM4 186V185H2ZM21 186V185H20ZM20 190L22 192H26V193H29L31 192L30 190L28 189H23L22 187H20ZM23 186V185H22ZM41 186V185H40ZM85 186V185H84ZM110 186V185H109ZM113 186V185H112ZM135 186V185H134ZM188 186V185H187ZM195 186V185H194ZM12 187V186H11ZM25 187V186H24ZM87 187V185H86ZM120 187V186H119ZM228 187V186H226ZM41 188V187H40ZM89 188V187H87ZM115 188V187H114ZM121 188V187H120ZM7 189V188H6ZM9 189V188H8ZM44 189V188H43ZM130 189V188H129ZM165 189V188H164ZM167 190H169L168 188H166ZM171 189V188H170ZM179 189V188H178ZM186 189V187H185ZM202 189V188H201ZM10 190V189H9ZM24 190V191H23ZM70 190H71V187H70ZM133 190V189H132ZM143 190V189H142ZM148 190V189H147ZM181 190V189H180ZM227 190V189H226ZM230 190V189H229ZM6 191V190H4ZM40 191H42L40 189ZM76 191V190H75ZM89 191V190H88ZM115 191V190H113ZM117 191V190H116ZM145 191H146V188H145ZM2 192V191H1ZM8 192V191H7ZM11 192V191H10ZM39 192V190H38ZM72 192V191H71ZM81 192V191H80ZM119 192V191H117ZM149 192V191H148ZM153 192V191H152ZM186 192V190H185ZM200 192V191H199ZM228 192V190H227ZM230 192V191H229ZM3 193V192H2ZM42 192H39L37 198H38V201H39V207H40V213L41 215L39 214V225H38V231H42L44 232L45 234L47 233V230H48V227H49V212L47 209H45V206L44 205V202L43 201H40L41 198L43 199V197L41 196ZM82 193V192H81ZM91 193V192H90ZM143 193V192H142ZM203 192H201L200 194H202ZM6 194V193H5ZM83 194V193H82ZM86 194V192H85ZM150 194V193H149ZM78 195V194H76ZM89 195V193H87V196ZM91 195V194H90ZM120 195V194H119ZM186 195V194H185ZM147 196V195H146ZM149 197V195H148ZM84 198V197H83ZM185 198V197H184ZM182 200V199H181ZM185 200V199H183ZM1 201H4V200H1ZM150 201V202H151ZM149 202V201H148ZM165 202V203H164ZM182 202V201H181ZM186 202V201H185ZM147 203V202H146ZM184 203V202H182ZM204 204V203H202ZM164 205H160L161 208H163ZM177 205V204H175ZM183 205V204H182ZM5 206V205H4ZM104 206V209H106L107 212H111L113 211V205H111L110 203L107 204V203H104L103 204ZM181 206V205H179ZM178 206V207H179ZM186 206V205H185ZM190 207V206H189ZM1 208V207H0ZM173 208V207H172ZM133 209V208H132ZM137 209V208H135ZM163 209V210H165ZM177 209V208H176ZM58 210V209H57ZM142 210V209H140ZM239 210V211H237ZM2 211V210H1ZM54 211V210H53ZM137 211L138 210H134ZM144 211V210H143ZM177 211V210H176ZM139 212V211H138ZM208 212V211H207ZM135 213V214H136ZM143 213V212H142ZM168 213V212H167ZM56 214V211L55 213ZM134 215V214H133ZM236 215L238 217H236ZM127 216V215H126ZM128 216H131V215H128ZM133 217V216H132ZM136 217H137V214H136ZM140 217V216H139ZM145 217V216H144ZM170 218V217H169ZM129 219V218H128ZM146 219V217L144 218ZM147 219H148V216H147ZM186 219H191V218H186ZM221 219V218H220ZM224 219V220H225ZM127 220V219H126ZM143 220V219H142ZM150 220V219H149ZM148 220V221H149ZM169 220V219H168ZM141 221V219H140ZM146 221V220H145ZM144 221V223H145ZM162 221V220H161ZM187 221V220H186ZM192 221V219H191ZM189 221V222H191ZM213 221V220H212ZM215 221V220H214ZM222 221V220H220ZM168 222V221H167ZM170 222V221H169ZM173 222V221H171ZM140 223V222H139ZM180 223V222H179ZM183 223V222H182ZM188 223V221H187ZM193 223V221H192ZM190 223V224H192ZM195 223V222H194ZM193 223V224H194ZM215 223V222H214ZM219 223V222H218ZM170 225V223H169ZM185 225V224H183ZM196 225V224H194ZM214 225V224H213ZM188 226H189V223H188ZM197 226V225H196ZM195 226V228H196ZM169 227V226H168ZM181 227V226H180ZM190 227V226H189ZM189 227L186 229V231H189ZM229 227V228H230ZM195 228L192 227V229L194 230ZM228 228V227H227ZM180 229V228H179ZM182 229V227H181ZM184 229V228H183ZM191 230V229H190ZM198 229L196 228V231ZM172 235L173 233H175V231L172 229ZM174 231V232H173ZM177 231H178V228H177ZM180 231V230H179ZM192 232V230H191ZM231 232V231H229ZM188 233V232H187ZM185 230L181 231L180 233H177L179 235H182L181 238L186 235H188ZM171 234V232H170ZM191 234V233H190ZM193 234V233H192ZM47 235V234H46ZM169 235V233H168ZM170 235V238L174 237ZM147 236V235H146ZM177 236V235H175ZM151 237V236H150ZM153 237V235H152ZM180 236H177L175 238H178ZM190 237V236H188ZM46 238V242H49V238L47 236H45ZM176 241L173 240V242H177V239H175ZM180 238V239H181ZM187 238V237H186ZM231 238V237H230ZM179 239V238H178ZM179 239V240H180ZM189 239V238H188ZM193 239V238H192ZM186 240V239H185ZM171 241V240H170ZM182 241V240H181ZM228 242V241H227ZM185 243V242H183ZM212 243V242H211ZM176 244H179L178 242ZM182 244V243H180ZM179 244V245H180ZM187 244V242H186ZM185 244V245H186ZM49 245V244H48ZM172 245V244H171ZM170 245V247H171ZM183 245V244H182ZM184 245V246H185ZM151 246V245H150ZM175 246V244H174ZM173 246V248H175ZM206 246V245H205ZM235 246V245H234ZM169 247V248H170ZM192 247V246H191ZM204 247V246H203ZM213 247V246H212ZM236 247V246H235ZM148 248V247H147ZM146 248V249H147ZM172 248V247H171ZM177 248V247H176ZM202 248V247H201ZM238 248V247H237ZM262 248V247H261ZM180 249V248H178ZM192 248H189V245H188V248L183 247L178 251L179 253H181V258L180 260H182V264H193V260L194 258L197 256V252H198V249L203 252L202 249L198 248L197 247L193 250H191ZM264 249V248H263ZM173 250V249H172ZM176 249H174L175 251ZM250 250V249H249ZM248 250V251H249ZM177 251V250H176ZM175 251V252H176ZM200 251V253H201ZM261 251V250H259ZM252 252L255 253V251H253L252 249ZM250 252V253H252ZM178 253V254H179ZM199 253V255H200ZM60 253L57 254L58 257L62 258L61 255H59ZM180 255V254H179ZM205 256V255H204ZM201 257V256H200ZM202 258V257H201ZM64 259V258H62ZM251 259V258H250ZM204 260V259H203ZM206 260V259H205ZM64 264H69L67 259L65 258V260H61ZM202 261V260H201ZM204 262V261H203ZM201 262V264L203 263ZM180 264H181V261H180ZM212 264V263H211Z\"/></svg>",
	"mask_w": 264,
	"mask_h": 264
}]
</instances>
